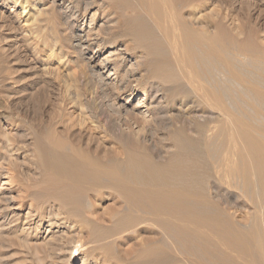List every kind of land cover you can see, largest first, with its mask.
<instances>
[{"label":"bare ground","instance_id":"1","mask_svg":"<svg viewBox=\"0 0 264 264\" xmlns=\"http://www.w3.org/2000/svg\"><path fill=\"white\" fill-rule=\"evenodd\" d=\"M30 1L0 0L1 54L11 43H28L41 14L29 16ZM50 1L47 10L70 31L89 11L80 0ZM171 2L102 1L111 11L104 18L110 31L128 38L124 51L134 47L142 56L123 76L128 58L119 44L115 59L111 53L98 62L94 55L84 59L95 89L69 101L94 115L76 122L65 107L60 123H36L33 182H19L35 202L25 220L81 264H264V41L232 36L233 26L223 32L220 22L207 32L205 21H217L220 12L202 15L199 6ZM91 32L67 39L80 57L102 48ZM26 60L39 67V60ZM160 131L169 138L164 150ZM103 135L118 147L101 144ZM11 192L1 198L6 212L23 208L13 207ZM18 235L16 243H26Z\"/></svg>","mask_w":264,"mask_h":264},{"label":"rangeland","instance_id":"2","mask_svg":"<svg viewBox=\"0 0 264 264\" xmlns=\"http://www.w3.org/2000/svg\"><path fill=\"white\" fill-rule=\"evenodd\" d=\"M80 1L90 4L89 11L84 17H81V19L75 23L74 30L72 29L73 31L69 30L70 27L66 24V22H64V19L60 14L53 13L51 10H47L48 6H50L51 4L50 0L30 1L31 5L27 9L28 13L30 14L29 16H33L34 12L36 11L38 12L41 11V14H40V17L38 18V22L35 23V26L34 24L30 26V28L32 27L31 36L29 35L27 37L28 41L26 40V42L28 43H25V44L19 43L18 45H21V47L18 46L20 47L19 48L20 50L18 49V47H16L17 45H13V43H11L12 44L11 46L9 45L5 46L7 47V49L3 51L4 54L0 53V58H1V55L3 56L1 58L2 60L0 59V63L4 65L3 66L2 64H0L1 65L0 67H2L1 68L2 71L0 72V76H1L0 79H3L2 77L4 76L7 79V81H4V83L2 80H0L3 84L1 85L0 83V190H1L0 191L1 192L0 194L1 196L0 197V224L1 222L3 224V225H0V227L2 226L6 227V228L5 227L0 228V264H81L82 263V261H77V262L73 261V257L71 256L69 258V254L65 252L64 250H62V246H60L59 243H56L57 244L56 245L54 244V242H52L53 240L49 241L47 238H50L51 236L47 237L48 234L46 232L42 230L41 232H37V230L35 229V225H30L32 222L35 223L34 221L31 222L30 220L29 221L25 220L26 217H28L27 215H28L31 205L35 204V202L31 198H29L28 194L26 195V193L21 190V186H19V182L21 183V181H22L21 185L23 184L22 186H25V184H30L31 182H33L32 178L30 177H33V174L35 173L34 172L35 169L33 166L29 164V161L33 160V155L31 151L29 150H31V146L34 143L33 138L36 136V133H37L36 132L37 130L34 127L36 126V123H39L40 121H44L47 124L51 122V119L53 123L54 121L55 123H58L61 120L60 116H62L63 111H64V110L62 111V108L65 109V107L66 108L71 107L70 110H73L75 112L74 120H76V122H78V120L80 121L85 114H88V115H85L87 117H89L90 115L92 116L93 113L91 114V112H89L90 109H88L87 111L86 107L84 108V112L86 110L88 113L85 112V114L84 113L82 114V112L78 110L79 107H81V105H78L80 104V102H74V104L73 103L70 104L71 100L69 101L70 97L75 96L76 98L77 97L76 95L78 94L79 95L84 94L85 92L91 93L95 89V86H93L90 81V74L88 70L85 68V66L83 65V60L85 59V61H87V59L88 58L90 59L92 55H94L93 57H95L96 62H98V60L100 61L104 59L105 57L107 56L109 57L111 55L114 57L113 59H115L117 56L115 55L117 54V52H115L116 50L114 49L115 46L119 44L118 49L122 50L123 44L128 43L127 42L128 38H126L121 32H119L118 31L119 29L117 30L118 32L117 31L111 32L109 29L110 26L108 24L106 25L105 23L106 19L104 18L107 17L111 13V11H110V8H108L107 4L105 6L102 5L103 0H80ZM172 2L171 3L173 5H177V4L183 5L184 3H187L191 6H194V5L199 6L198 12L199 14H202V15L204 13L206 15L212 10L216 11L218 15L220 12L219 16L221 17L218 18L217 21L216 20L213 21L211 19L208 21L207 20L205 21L206 23L204 24H206L207 26L203 25V27L206 28L207 32L215 31L214 28L217 25L218 27H220L221 25L223 26L221 27L223 32L226 30V28L229 30L233 26L234 31H232V28L229 31L238 32V33H233L232 36L234 35L238 37L239 33L244 32L242 36H239L241 37V39L242 38L244 39L247 36L246 38L247 40L251 36L252 38L250 39L256 38L257 41L258 40H261L262 42L264 41L263 40L264 35H261L259 37L260 34H264V0H203V1L202 0H173ZM18 11H20V9H18ZM52 13H53V16H52ZM55 14H57L58 16H56ZM224 15L225 16L227 15V16L225 17ZM59 16H61L62 19ZM91 19L93 20L94 23L92 22ZM219 22L221 25L219 24ZM170 25L169 27L171 28L172 24ZM90 27L92 28V32H93L91 33L94 34V37H99L103 45H102L101 50H97L98 48L97 46H95L89 49L87 52H85V56L80 57V55H78V53H75L74 49L72 48L74 43L70 41L72 43L71 44L70 42L68 43V41L69 39H71L73 33H78L82 30L87 32ZM34 29L36 31H34ZM3 32L4 31L0 32V35ZM159 33H157L159 36L164 37L163 33L162 34H159ZM261 41L260 42L258 41V42L262 44ZM36 45H39V46H36ZM50 48H53L54 50V53L51 55H50V52L52 51ZM31 49H33L32 52H31ZM135 49L136 48L134 47H131L129 51H124L123 49L122 52H125L127 54L126 56L128 58V61L126 64L123 65V67H121L120 76L126 75L128 72L127 70L130 67V65L136 61V58L138 56H142L143 51L141 49H137V50ZM34 52H37L38 55L36 53L34 55ZM24 53L29 55V57L25 55ZM30 57H33L37 61L39 60V64H38L39 67L34 69L29 66L30 65L28 64L29 61L26 59ZM5 66L8 67V70L10 69V72H11V69L15 70V72L13 74L9 73V71L5 69L6 68ZM6 70L8 73L5 72ZM138 71L139 72H137L136 77L139 79L140 78L139 74L142 73V70H138ZM6 91H7V94H6ZM87 93L85 94V96L87 95ZM139 95L143 97L142 92L139 93ZM122 100H124V98ZM75 103L77 106L75 105ZM95 107H97V105H93L92 106L93 109H91V111L92 110L95 111L94 110ZM52 113H55V114H52ZM56 113H58V115H56ZM57 126L60 127L61 125L57 124ZM75 129H78V128L75 127ZM93 131L92 133L94 135H99L100 133L99 131H98L99 133L97 131L95 132ZM158 133L159 134H158L157 140L160 143L159 146L161 150H164L165 149L164 146L167 145V143H169V138L166 137V132L164 131L163 132L160 131ZM103 139L104 140L101 141V144L105 143L109 149L111 147H115V148L118 147V145H116L113 139H111L110 137L108 136L105 137L103 135ZM91 144H94L92 146L96 145L95 142H92ZM30 168L32 170H30ZM10 189L12 190L11 192L12 195L15 196V199L17 201V203H15L13 207L18 206V203L20 202L23 206L21 210H12V211L7 210V212L5 211L6 209L4 208H6V203L1 198L4 193H7V191H11ZM20 200L23 201V203ZM110 200H111L110 198L109 199L107 198L106 201H104L105 205L107 203H110ZM14 221L15 222L19 221L20 223L17 222L16 223L17 225H16ZM25 221L29 222V225H27L28 223L25 224L24 223ZM13 222L15 226L13 225ZM22 226L25 227V230H24L25 233L24 232L21 233L23 229ZM18 234L19 235L22 234L21 237L24 238L23 240L26 241V243H22V244L16 243L20 239V236ZM17 235L19 237H16ZM27 235H29L30 237ZM35 235L36 236L38 235L39 238H36ZM25 237L26 238L29 237V239H26ZM75 240H77V237L75 238ZM33 243L35 244L33 245ZM45 243L47 246L45 245ZM47 243H49V245ZM51 243H53L54 245L52 246ZM29 246L32 247L31 250L29 249L30 248ZM36 246L39 248H35ZM49 246H52L54 248L53 249L51 247L49 248ZM34 248L36 250H34ZM42 248L43 250H41ZM25 253H27V255Z\"/></svg>","mask_w":264,"mask_h":264}]
</instances>
